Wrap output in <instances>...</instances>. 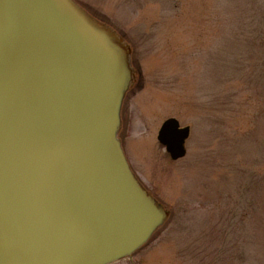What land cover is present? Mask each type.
Returning <instances> with one entry per match:
<instances>
[{"label":"water","instance_id":"1","mask_svg":"<svg viewBox=\"0 0 264 264\" xmlns=\"http://www.w3.org/2000/svg\"><path fill=\"white\" fill-rule=\"evenodd\" d=\"M131 56L76 0H0V264H111L169 218L119 137ZM189 135L158 139L179 159Z\"/></svg>","mask_w":264,"mask_h":264},{"label":"rangeland","instance_id":"2","mask_svg":"<svg viewBox=\"0 0 264 264\" xmlns=\"http://www.w3.org/2000/svg\"><path fill=\"white\" fill-rule=\"evenodd\" d=\"M132 49L119 132L171 213L111 264H264V0H76ZM190 126L173 159L158 132Z\"/></svg>","mask_w":264,"mask_h":264},{"label":"flooded vegetation","instance_id":"3","mask_svg":"<svg viewBox=\"0 0 264 264\" xmlns=\"http://www.w3.org/2000/svg\"><path fill=\"white\" fill-rule=\"evenodd\" d=\"M132 65H133V67H134V70H135V77H134V81H133V85H132V87H131V89L130 90H132L137 84H138V80H139V77H140V75H141V73H140V71L135 67V65H134V61H132ZM129 90V91H130ZM128 91V92H129ZM127 92V93H128ZM127 95V94H126ZM121 114H122V112H121ZM121 117H122V115H121ZM169 118H173V117H169ZM169 118H167V119H169ZM175 118V117H174ZM166 119V120H167ZM189 138V137H188ZM188 138H187V140H188ZM187 140H186V143H187ZM186 145V144H185ZM186 149H187V145H186ZM170 154V153H169ZM171 156V155H170ZM133 170V169H132ZM139 179V178H138ZM140 182L142 183V181L140 180ZM142 185L162 204V202L160 201V198H159V196L156 194V191L155 190H153V189H151V188H149L146 184H144V183H142ZM170 215H171V213H170ZM170 217V216H169Z\"/></svg>","mask_w":264,"mask_h":264}]
</instances>
